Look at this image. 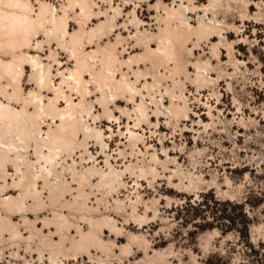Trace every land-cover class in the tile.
Listing matches in <instances>:
<instances>
[{"label":"rangeland","instance_id":"obj_1","mask_svg":"<svg viewBox=\"0 0 264 264\" xmlns=\"http://www.w3.org/2000/svg\"><path fill=\"white\" fill-rule=\"evenodd\" d=\"M0 125V264H264V0H0Z\"/></svg>","mask_w":264,"mask_h":264},{"label":"bare ground","instance_id":"obj_2","mask_svg":"<svg viewBox=\"0 0 264 264\" xmlns=\"http://www.w3.org/2000/svg\"><path fill=\"white\" fill-rule=\"evenodd\" d=\"M101 12V11H100ZM103 14V13H102ZM98 17V16H97ZM18 25V24H17ZM11 26V25H10ZM15 27H16V25H14ZM19 27V26H18ZM15 29H17V28H15ZM13 31H14V29H12ZM123 31H127V29H123L122 31H120V33H118V34H121ZM16 32V31H15ZM15 32H13V33H15ZM12 34V33H11ZM116 37V36H115ZM168 39V38H167ZM39 44H40V41H39ZM135 45V44H134ZM131 46L129 49H131L130 51H129V53H131L132 51H133V49L135 48V46ZM138 45V44H137ZM164 45V44H163ZM149 47V46H148ZM151 48V47H150ZM78 60V59H77ZM80 61V60H79ZM102 61V60H101ZM77 63V62H76ZM78 64V63H77ZM153 64V63H152ZM102 68V67H101ZM74 71V70H73ZM115 94V93H114ZM69 98H71V97H69ZM153 98V97H152ZM70 100V99H69ZM71 107V106H70ZM27 110V109H26ZM68 110H70V109H68ZM73 110V109H72ZM64 111V110H63ZM71 111V110H70ZM65 112H67V111H65ZM76 112V111H75ZM19 114V113H18ZM26 114V113H25ZM28 114V113H27ZM71 114H72V112H71ZM16 115H17V113H16ZM9 116V115H8ZM11 116V115H10ZM15 117H17V116H15ZM15 117H13L12 118V116L11 117H8L7 119H6V121H7V126H9V129L12 127L13 129L12 130H15L17 133H18V136H21L22 138H23V136H22V126L20 125V124H22L21 123V119L19 118V120L17 119L18 117H19V115H18V117L16 118V119H14ZM64 118H66V117H64ZM72 118V117H71ZM72 120V119H71ZM62 121V120H61ZM67 121V120H66ZM65 121V122H66ZM70 121V120H69ZM4 124H5V122H4ZM4 124H2L3 126H4ZM61 124V123H60ZM59 124V125H60ZM65 124V123H64ZM68 124V123H67ZM66 124V125H67ZM70 124V123H69ZM58 125V126H59ZM62 125H63V123H62ZM65 126V125H64ZM64 126H62V128H64ZM0 127H1V125H0ZM3 129V128H2ZM7 129V128H6ZM61 129V128H60ZM5 131V130H4ZM11 131V130H10ZM14 131V132H15ZM11 134V133H10ZM12 134H14V133H12ZM16 134V133H15ZM8 135V134H7ZM17 135V134H16ZM15 135V136H16ZM52 135V134H51ZM54 135V134H53ZM57 135V134H56ZM59 135V134H58ZM14 136V137H15ZM53 137H55V136H53ZM59 137V136H58ZM25 138V137H24ZM6 139V138H5ZM19 139V138H18ZM59 139V138H58ZM50 140V139H49ZM54 140H55V138H54ZM53 140V141H54ZM25 141H26V139H25ZM24 141V142H25ZM47 141V140H46ZM51 141H52V138H51ZM56 141V140H55ZM49 143H50V141H48ZM57 143H58V141H57ZM6 144V143H5ZM12 144H14L13 142H12ZM48 144V143H47ZM38 145H39V143H38ZM50 145V144H49ZM55 145V144H54ZM44 146V145H43ZM51 146H53V144L51 145ZM39 147H40V145H39ZM50 147V146H49ZM38 148V147H37ZM51 149H54V148H51ZM41 152V151H40ZM50 155V154H49ZM49 157V156H48ZM98 159V158H97ZM69 181V180H68ZM70 182V181H69ZM77 182V181H76ZM55 184V183H54ZM47 185V184H46ZM74 187V186H73ZM47 196V195H46ZM56 213V212H55ZM42 219V218H41ZM79 229H80V227H79ZM50 232V231H49ZM52 232V231H51ZM81 234H83V233H81ZM68 264V263H67Z\"/></svg>","mask_w":264,"mask_h":264},{"label":"trees","instance_id":"obj_3","mask_svg":"<svg viewBox=\"0 0 264 264\" xmlns=\"http://www.w3.org/2000/svg\"><path fill=\"white\" fill-rule=\"evenodd\" d=\"M244 231L246 232V235L248 236V230H247V227L246 226H244Z\"/></svg>","mask_w":264,"mask_h":264}]
</instances>
